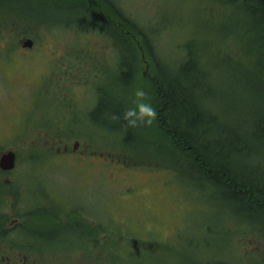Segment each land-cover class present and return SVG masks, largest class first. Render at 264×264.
<instances>
[{
  "label": "rangeland",
  "instance_id": "obj_1",
  "mask_svg": "<svg viewBox=\"0 0 264 264\" xmlns=\"http://www.w3.org/2000/svg\"><path fill=\"white\" fill-rule=\"evenodd\" d=\"M0 1V19L5 20L0 25V148L15 149L18 164L13 176L25 195H33L31 202L41 199L38 195H51L63 213L77 209L90 220L84 223L81 215L75 219L80 225L71 232L81 235L78 238L56 235L55 241L63 246L47 245L49 257L90 264H185L179 255L187 254L209 264L207 259L223 253L218 263L264 264V224L255 230L238 208L210 207L208 187L186 182L175 167L138 158L141 164L135 165L118 135L95 128L85 117L96 90L123 93L110 79L117 64L116 39L84 25L85 19L59 16L51 6ZM106 1L140 32L133 35L117 22L109 24L121 45L133 52L134 79L147 77L153 65L176 66L182 47L194 42L206 61L213 110L241 124L249 108L256 106L248 76L257 80L254 68L264 73V61L257 60L253 41H259L246 27L249 22L233 7L216 0ZM32 12L47 20L34 21ZM26 37L35 42L29 51L12 47L21 48L18 42ZM57 116L61 134L54 148H28L35 147L38 128L54 127ZM71 122L73 133L68 130ZM46 139L39 144L50 146ZM57 148L60 154L53 156ZM256 159L264 162V155ZM25 201L31 204L28 197ZM38 219L58 226L64 222L41 214ZM93 239H98L97 247L89 246Z\"/></svg>",
  "mask_w": 264,
  "mask_h": 264
},
{
  "label": "trees",
  "instance_id": "obj_2",
  "mask_svg": "<svg viewBox=\"0 0 264 264\" xmlns=\"http://www.w3.org/2000/svg\"><path fill=\"white\" fill-rule=\"evenodd\" d=\"M216 1L233 7L236 13L245 18L247 24L249 22L250 27H246L251 28L255 33L253 36L259 41H253L255 44L253 47L259 55L256 56L257 60L264 61V0ZM26 2L39 8L51 6L59 16L67 13L65 16L70 21L73 17L75 20L80 19V22L85 19L82 21L84 25L96 27L99 33H107L117 40L116 46L119 48H116L118 51L116 70L113 74L110 73V79L111 83L120 86L123 93L113 94L103 87L95 91L94 103L89 106L88 112L84 113L92 126L118 135L121 145L130 152L135 165L141 164L139 159L145 161L144 163H157L159 167H175L174 170L182 172L183 175H179L185 178L186 182L208 187L207 195L212 196L210 207L221 205L230 209L232 206L238 208L242 219L251 221L255 230H258V224H264V162L256 159L257 155H264V73L260 69L254 68L257 71L253 76L256 75L257 80L251 81L254 77L248 76V82L253 85H249V90L256 106L249 108L248 116L239 124L235 118H224L221 111L213 110L214 107L209 101L210 97H213L206 61L201 57L203 54L199 46L196 48L194 42H188L182 47L184 49L182 58L176 66L153 65L147 77L142 79L136 76L134 79L133 52L129 47L121 45L119 34L111 30L109 24L117 22V25L121 24L124 29H131L132 34L135 31L138 34L140 32L108 1L26 0ZM30 14L32 18L35 17L34 21L47 20L40 15H34L33 12ZM14 15L21 16L18 11H15ZM61 17L66 20L64 16ZM2 21L5 20L0 19V25L3 26ZM103 27H106V32ZM12 47L19 49L16 44ZM137 88L144 89L145 97L142 99L150 102L157 111V117L151 125L137 123L135 126H129L123 119L125 110L135 104ZM59 116L54 120V127L40 126L36 137L39 138L41 135L37 134L40 133L48 140L54 141L56 138L58 140L61 134L56 129ZM68 124L72 127H68L70 133L75 132L74 124L72 122ZM247 162L252 164L245 165ZM72 219L79 220L77 217ZM74 222L80 225L78 221ZM95 227L104 230L99 224ZM91 231L95 232L92 227ZM56 235L73 234L71 228L66 225L63 230H58ZM95 235L98 236L97 233ZM97 242L98 240L93 239L89 246L97 247ZM147 245L154 247L150 243ZM168 250L170 251L169 248ZM183 255L179 256L185 264H205L187 254L182 258ZM222 255L223 253L207 260L208 262L211 260L209 264H217V260L224 259ZM215 261L217 263H214Z\"/></svg>",
  "mask_w": 264,
  "mask_h": 264
},
{
  "label": "flooded vegetation",
  "instance_id": "obj_3",
  "mask_svg": "<svg viewBox=\"0 0 264 264\" xmlns=\"http://www.w3.org/2000/svg\"><path fill=\"white\" fill-rule=\"evenodd\" d=\"M20 51L27 52L23 48ZM30 148L36 151L38 149L43 150L44 146L37 144ZM50 149H53V145L50 146ZM2 152L0 150V155ZM58 153L59 149L57 148L56 154ZM14 170L15 168L11 170L0 168V264H90L89 261L86 262L83 259L72 262L47 255L48 249L46 247H49L47 245L59 244L63 246L62 242L55 241L56 232L64 229L66 225L71 229L77 227L72 218L78 217L81 212L72 209L73 211L63 213L59 209L61 203L47 194L38 195L41 199L36 200L34 198V201L31 202L33 195L24 194L23 185L13 176ZM38 188L43 187L39 185ZM25 197L30 199L31 204L25 201ZM55 201L57 204H54ZM40 214L53 216V218H58L64 222L59 226L55 225L56 222L54 221L44 224L42 221L38 222V215ZM81 217L84 218L82 220L85 223L90 221L82 215ZM71 221L73 222L71 223ZM80 236L77 234V237H72L78 238Z\"/></svg>",
  "mask_w": 264,
  "mask_h": 264
},
{
  "label": "clouds",
  "instance_id": "obj_4",
  "mask_svg": "<svg viewBox=\"0 0 264 264\" xmlns=\"http://www.w3.org/2000/svg\"><path fill=\"white\" fill-rule=\"evenodd\" d=\"M137 100L133 107H128L123 113V119L129 126H135L137 123L151 125L157 117V111L150 102L142 99L145 97L143 88L135 90Z\"/></svg>",
  "mask_w": 264,
  "mask_h": 264
},
{
  "label": "water",
  "instance_id": "obj_5",
  "mask_svg": "<svg viewBox=\"0 0 264 264\" xmlns=\"http://www.w3.org/2000/svg\"><path fill=\"white\" fill-rule=\"evenodd\" d=\"M24 47H30L32 45V41L27 39L22 44ZM14 165V153L8 152L4 154L0 159V166L3 169H11Z\"/></svg>",
  "mask_w": 264,
  "mask_h": 264
}]
</instances>
